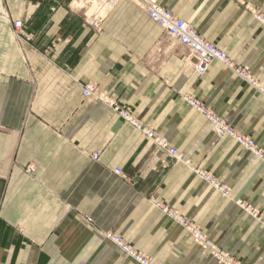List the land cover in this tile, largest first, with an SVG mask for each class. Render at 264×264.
<instances>
[{
    "label": "crops",
    "instance_id": "1",
    "mask_svg": "<svg viewBox=\"0 0 264 264\" xmlns=\"http://www.w3.org/2000/svg\"><path fill=\"white\" fill-rule=\"evenodd\" d=\"M85 1L0 0V264H141L109 236L149 264H264V162L207 116L264 152V96L218 62L199 75L142 0ZM158 1L264 86V0Z\"/></svg>",
    "mask_w": 264,
    "mask_h": 264
},
{
    "label": "built area",
    "instance_id": "2",
    "mask_svg": "<svg viewBox=\"0 0 264 264\" xmlns=\"http://www.w3.org/2000/svg\"><path fill=\"white\" fill-rule=\"evenodd\" d=\"M119 1L120 0H98V2L101 4H111L112 6L116 5ZM141 3L146 15L154 23L161 27L170 39L189 50L192 67L199 75L203 76L213 63L218 62L230 69L237 77L251 84L259 93L264 96V86L253 81L247 69L236 66L225 51L219 49L216 45L207 41L195 29H193L189 23L177 18L171 11L163 8L159 4L158 0H142ZM261 21L264 22V19H261ZM13 27L15 32L17 33V36L22 34L23 23L21 21L14 22ZM94 27L99 30L100 21L95 23ZM27 38L30 40L29 37ZM82 94L85 98H94L95 100L102 101L108 104L116 113L119 114L122 119L130 123L138 131L143 133L145 137L150 142H152L159 150L163 151L169 157H172L178 161L181 160V155L179 154L178 150L171 146L167 138L159 135L149 125L140 121L133 115V113L129 109L121 107L118 105V103L104 97L97 87L89 85L83 89ZM207 116L212 120L218 138L231 136L235 138L236 141H238L241 145L247 148L250 152L254 153L258 158H264L263 152L258 151V147L255 146L254 143L244 137L236 135L235 132L230 129V127L225 125L219 119L215 118L213 115ZM98 157V154H94L92 156L93 160H98ZM28 171L33 173L35 169L33 167H30ZM115 173L118 176L126 179V176L122 170L117 169ZM204 178L212 185L216 184V181L211 176L205 175ZM220 190L225 198L230 197V191L228 189L221 188ZM179 222L189 232L193 240H195L200 245H209L207 239L199 231H197V229L192 227L190 223L182 218L179 219ZM109 237L114 243L119 245V247L127 255L133 257L141 264H149L148 260L134 253L132 247L127 243H124L121 238L112 236Z\"/></svg>",
    "mask_w": 264,
    "mask_h": 264
},
{
    "label": "rangeland",
    "instance_id": "3",
    "mask_svg": "<svg viewBox=\"0 0 264 264\" xmlns=\"http://www.w3.org/2000/svg\"><path fill=\"white\" fill-rule=\"evenodd\" d=\"M86 2V7H87V9L89 10V12H92V6H93V4H94V2L92 1V0H86L85 1ZM89 3V4H88ZM103 7V6H102ZM104 8V11L107 13V11H108V8L107 7H103ZM87 10V11H88ZM94 15V14H93ZM92 16V15H91ZM99 18V17H98ZM258 151H262L261 149H259L258 148ZM263 152V151H262ZM263 154H264V152H263ZM260 159V158H259ZM260 160H262L263 162H264V158L263 159H260ZM215 186H216V188H219V189H217L218 190V192L221 194V196L223 197V198H225L224 196H223V193H221V188H225V187H223V186H219L218 184H217V182H216V184H215ZM227 189V188H226ZM229 190V189H228ZM230 191V190H229ZM230 195H231V192H230ZM202 247H210L209 245H206V246H204V245H201ZM212 255L215 257V258H217L219 261H223V263H225L226 261H227V259H222V256L219 254V253H216V252H213L212 253ZM230 263L231 264H237L236 263V261H233V262H231L230 261ZM229 263V264H230Z\"/></svg>",
    "mask_w": 264,
    "mask_h": 264
},
{
    "label": "bare ground",
    "instance_id": "4",
    "mask_svg": "<svg viewBox=\"0 0 264 264\" xmlns=\"http://www.w3.org/2000/svg\"><path fill=\"white\" fill-rule=\"evenodd\" d=\"M99 8H100V10H101V12H105L104 11V8L103 7H107L108 8V11L111 9V8H113L114 6H112L111 4H101V3H99L98 2V0H92ZM75 5H77V2H76V4ZM103 6V7H102ZM107 11V12H108ZM97 17H99V18H103V17H101L100 15H98V14H95ZM94 15V16H95ZM262 95V94H261ZM214 125V124H213ZM214 129H215V127H214ZM249 141H251V140H249ZM252 143H254L253 141H251ZM254 145L255 146H257L255 143H254ZM247 149V148H246ZM254 154V153H253ZM255 155V154H254ZM256 156V155H255ZM257 157V156H256ZM195 241V240H194ZM208 241V240H207ZM209 242V246H211V243H210V241H208ZM195 243H197L196 241H195ZM116 244V243H115ZM198 245H200L199 243H197ZM117 245V244H116ZM118 247H119V245H117ZM201 246V245H200ZM202 247V246H201ZM120 248V247H119ZM121 249V248H120ZM122 250V249H121ZM123 251V250H122ZM228 262H226V264H227Z\"/></svg>",
    "mask_w": 264,
    "mask_h": 264
}]
</instances>
